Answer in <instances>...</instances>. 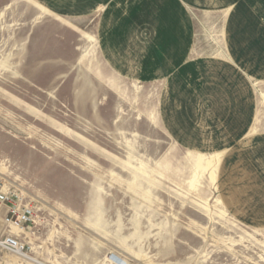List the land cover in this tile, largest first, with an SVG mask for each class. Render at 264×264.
<instances>
[{
  "label": "rangeland",
  "instance_id": "374dc122",
  "mask_svg": "<svg viewBox=\"0 0 264 264\" xmlns=\"http://www.w3.org/2000/svg\"><path fill=\"white\" fill-rule=\"evenodd\" d=\"M37 1L0 0V264H264V12Z\"/></svg>",
  "mask_w": 264,
  "mask_h": 264
},
{
  "label": "built area",
  "instance_id": "2783aa9c",
  "mask_svg": "<svg viewBox=\"0 0 264 264\" xmlns=\"http://www.w3.org/2000/svg\"><path fill=\"white\" fill-rule=\"evenodd\" d=\"M16 198V197H15ZM13 196L9 193L0 191V207L6 209V214L2 221L3 226H6L11 230V227L20 228L23 230V225L30 223L32 218V210L26 206L13 205ZM17 239L8 233L2 232L0 239V248L6 251H14L19 247Z\"/></svg>",
  "mask_w": 264,
  "mask_h": 264
},
{
  "label": "crops",
  "instance_id": "0c3cea01",
  "mask_svg": "<svg viewBox=\"0 0 264 264\" xmlns=\"http://www.w3.org/2000/svg\"><path fill=\"white\" fill-rule=\"evenodd\" d=\"M34 1L38 5H40L44 9H46L47 11H49V12L55 14V15H60V14H56V13L50 11L44 5L40 4L37 0H34ZM178 1L180 2L181 6H185V8L188 9L190 7L191 3L195 4L194 2L197 1V3L199 4L200 1L202 2L203 0H196V1H193V0H178ZM225 3L227 4V7L228 6H232L231 12L235 13V14L234 13L231 14V17H230L229 22H228V25H230L231 28L233 27L232 23L235 20H236V25L234 27L238 26V22H239L238 12H240L239 10H242L243 12L250 11V12H253V13H256V14H259L260 12H264V0H226ZM191 7H193V6L191 5ZM197 9H201V8H197ZM100 10H101V8H99V10L95 11L94 13L100 12ZM236 33H237V31H236ZM228 35H229V38L231 37L230 41H232V37L234 36V34L232 32H229ZM249 43H250V41H247L246 44H245V45H247L246 48L243 47V49H240V50H244V51L248 50ZM240 50L236 54H233V55L231 54V56H230V54L228 52V56L225 57L224 61L232 63V61H233L232 59H235V60L239 59L238 63H240L241 59H244V56H245V54L243 55V54L240 53L241 52ZM186 61H189V60L186 58ZM248 80H250V77H248ZM252 119H253V115H252ZM252 119H251V121H253ZM250 131H252V129L249 126V128H248V130H247L245 135H248L250 133Z\"/></svg>",
  "mask_w": 264,
  "mask_h": 264
},
{
  "label": "bare ground",
  "instance_id": "6f19581e",
  "mask_svg": "<svg viewBox=\"0 0 264 264\" xmlns=\"http://www.w3.org/2000/svg\"><path fill=\"white\" fill-rule=\"evenodd\" d=\"M223 152H218V153H214V154H210L206 159H205V164H204V169L208 170L209 172L213 169V167L215 166V164L222 158L223 156ZM203 169V167L201 168ZM3 191H7L6 189H2ZM11 232L16 234H22L23 230L20 228H16L14 226L11 227ZM11 253L17 254V255H24L21 252V245H19V247L14 250L11 251ZM26 256V255H25ZM22 257V256H21ZM29 259V258H28ZM30 260V259H29Z\"/></svg>",
  "mask_w": 264,
  "mask_h": 264
}]
</instances>
